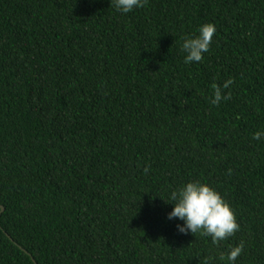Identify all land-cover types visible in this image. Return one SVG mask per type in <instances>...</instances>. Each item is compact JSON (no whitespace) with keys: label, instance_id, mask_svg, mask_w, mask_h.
<instances>
[{"label":"trees","instance_id":"1","mask_svg":"<svg viewBox=\"0 0 264 264\" xmlns=\"http://www.w3.org/2000/svg\"><path fill=\"white\" fill-rule=\"evenodd\" d=\"M206 22L210 50L185 64L182 40ZM259 128L264 0L126 14L111 0H0V264H227L241 241L235 264H264ZM193 180L235 211L240 230L219 244L167 218L168 194Z\"/></svg>","mask_w":264,"mask_h":264},{"label":"clouds","instance_id":"2","mask_svg":"<svg viewBox=\"0 0 264 264\" xmlns=\"http://www.w3.org/2000/svg\"><path fill=\"white\" fill-rule=\"evenodd\" d=\"M146 2L147 0H111L113 7L125 14L134 8L144 6ZM215 33V24L206 22L198 27L197 34L185 36L181 44V49L185 53L184 63L202 62L204 54L210 50ZM232 84L233 79L229 78L223 84L215 86L210 103L218 106L222 100L229 99L231 93L225 94L224 90L229 89ZM252 138L255 140L264 138V128L257 129ZM148 171V167H145L144 172ZM230 172L229 169V174ZM166 202L172 205L167 218L169 220L178 218L183 222L176 225L177 231L181 234L195 236L199 233L210 238L211 242L216 245L240 230L234 209L222 194L208 183L200 180L188 181L171 191ZM243 250L244 243L241 241L230 247L226 254L219 257V260L227 261V264H235Z\"/></svg>","mask_w":264,"mask_h":264},{"label":"water","instance_id":"3","mask_svg":"<svg viewBox=\"0 0 264 264\" xmlns=\"http://www.w3.org/2000/svg\"><path fill=\"white\" fill-rule=\"evenodd\" d=\"M0 209H2V206H0Z\"/></svg>","mask_w":264,"mask_h":264}]
</instances>
